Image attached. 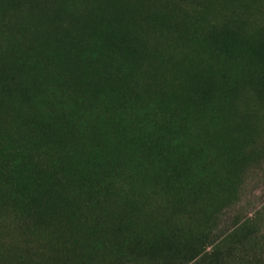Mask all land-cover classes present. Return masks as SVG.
Masks as SVG:
<instances>
[{"label":"rangeland","instance_id":"rangeland-1","mask_svg":"<svg viewBox=\"0 0 264 264\" xmlns=\"http://www.w3.org/2000/svg\"><path fill=\"white\" fill-rule=\"evenodd\" d=\"M0 264H264V0H0Z\"/></svg>","mask_w":264,"mask_h":264}]
</instances>
